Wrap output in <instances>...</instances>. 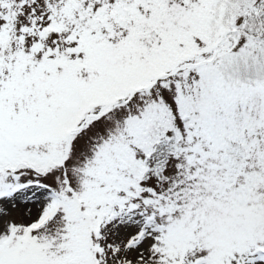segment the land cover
<instances>
[{
  "label": "snow or ice",
  "instance_id": "1",
  "mask_svg": "<svg viewBox=\"0 0 264 264\" xmlns=\"http://www.w3.org/2000/svg\"><path fill=\"white\" fill-rule=\"evenodd\" d=\"M0 264H264V0H0Z\"/></svg>",
  "mask_w": 264,
  "mask_h": 264
}]
</instances>
